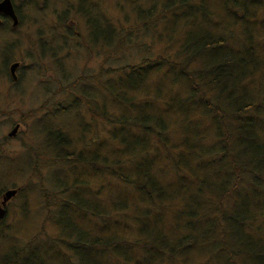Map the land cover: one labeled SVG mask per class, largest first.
I'll use <instances>...</instances> for the list:
<instances>
[{
  "label": "rangeland",
  "instance_id": "374dc122",
  "mask_svg": "<svg viewBox=\"0 0 264 264\" xmlns=\"http://www.w3.org/2000/svg\"><path fill=\"white\" fill-rule=\"evenodd\" d=\"M178 1L180 0H41V6L37 2L20 6L22 16L14 31H9L6 27L0 29L6 39L12 34V39H16L17 32L28 28L36 31L40 25L41 41H44L41 44L44 52L41 54V67H38L40 61L36 67H20L18 71H14L17 79L13 83L6 75L7 67L0 73L1 199L8 188L17 189L12 197L5 200L6 212L0 217V264L17 261L22 251L28 254L30 250L36 257H41L43 252L45 260L42 264H58L57 260L51 259L59 249L55 248L54 240L61 237L57 207L72 195L70 191L61 193L63 188L75 189L80 197L87 198L89 202H97L103 208H113L121 202L117 199L122 200V197V202L126 204L121 209L118 207L115 211H110L109 215L115 218L110 222L105 220L109 225L105 228H101L99 222L91 217L81 219L75 216L74 223L80 227L78 230L111 239L125 236L130 241H141L147 237L143 232L138 233L137 227L146 224V221H142L139 226V214H142L141 210L150 208L149 202L141 203L138 198L133 199L128 194V187L120 184L121 180L117 181L109 176L108 171L103 170V165L116 166L122 172L129 173L140 165L141 160L144 163L150 161L155 153L168 156L170 153L173 156L182 153L187 157V153L191 152L187 151V147L167 149L162 146L155 151L161 144L151 137L144 144L148 154L146 157L144 152L137 151L123 155L122 150H127V147L121 144L120 136H125L122 132L127 131V137L134 139L130 131L135 133L141 130L139 125L132 124L129 130L128 123L124 121L137 114L136 108H140L141 116L149 117L146 123H150L151 128L158 126L151 122L150 117H157L166 123L167 136L171 137V141L175 137L171 145L179 142L178 124L187 116L194 118L192 121L201 127L199 131L204 136L201 138L203 143L214 142L217 130L209 118L199 115L200 109L196 107V103L185 105L186 110H180L177 107L179 98L185 97L190 90L193 91L190 85L193 81L205 92L204 96L215 100L217 82L210 74L202 73L208 68L205 67L208 56H211V60H218V64L224 56L236 59L239 54L244 58L243 61L262 58L264 63V7L257 8L258 17L250 20L247 26L248 32H252V46L246 55L247 46L241 48L245 43H236V38L240 37L236 33L241 34V20L237 16L236 23L227 26L232 20L222 6L224 0H205L204 8L210 11L206 19L198 10L192 16L190 8L183 13V7ZM188 1L191 4L198 0ZM238 1L240 3L243 0ZM246 7L253 9L254 6L249 3ZM202 28L212 32L202 38H209V42H217L223 33L228 35L231 32H234V41L228 42V48L209 47L207 51L195 54V60L193 58L194 61L191 60L190 64H185L186 56L189 52H194L198 45L199 30ZM12 41L8 40L9 43ZM9 49L14 51H11V60H18V64H22L25 56L18 50L24 49V42ZM30 53L31 62L32 57H38V47L31 48ZM147 59L153 62L140 64ZM34 61L37 63L36 58ZM134 66L147 67L144 75L138 72L139 83L137 77L128 80L125 77L127 75H124ZM183 66L185 70L179 73L177 67ZM187 73L193 76L192 80L188 79ZM19 80L21 81L17 83ZM242 80L244 81L237 82L232 94L241 92L245 101L260 104L256 108V119L263 118L264 67L251 69ZM137 83L136 87H132ZM229 88V85H225L224 89ZM127 98L132 101L126 100ZM198 98V92L191 97L195 100ZM220 103L222 105V101ZM15 124L16 129L11 132ZM54 129L59 135L55 133V140H52L50 133ZM144 130L149 132V128ZM59 136L63 138L60 139ZM132 138H129L130 141ZM52 142L58 144L53 148L48 147ZM66 153H70L73 159L56 161ZM92 155L96 156L93 164L96 174L89 164ZM117 160L120 162L114 163ZM167 162L162 157H155L149 167L159 182L165 185L173 180L170 177L173 171L166 167ZM250 170L251 166L248 165L247 171ZM263 172L264 170L261 171ZM118 186H121L120 189H117ZM122 189L127 193L126 197L122 195ZM96 191L94 196L93 192ZM246 191L247 196L251 197L249 187L241 188L234 196L228 193L224 206L230 198L242 199L237 195ZM57 192V196L64 199L55 197ZM179 195H182L181 191H178L177 196ZM208 195L205 192V196ZM183 197L181 206L186 208L187 198ZM137 206L139 209L136 210ZM75 210L80 212L79 208ZM257 215L260 216L261 213ZM149 217L147 225L152 231L158 232L152 238L154 245L162 242L170 244V238L176 239L186 233L185 229L180 230L183 225L175 223L173 218L168 221L164 218L162 222L152 224L157 216L150 214ZM122 221L126 224L122 225ZM202 226L203 223H198L194 230H189L195 239L189 248L185 264H194L205 257L206 244L209 243L205 242V237L201 234ZM3 255L10 256L6 259ZM179 255L183 254L176 255L180 260ZM213 258L216 261L214 254ZM213 258L208 261L210 264L214 263ZM108 259L107 254L106 260Z\"/></svg>",
  "mask_w": 264,
  "mask_h": 264
},
{
  "label": "trees",
  "instance_id": "16d2710c",
  "mask_svg": "<svg viewBox=\"0 0 264 264\" xmlns=\"http://www.w3.org/2000/svg\"><path fill=\"white\" fill-rule=\"evenodd\" d=\"M228 1L224 0L222 3L225 12L231 16L232 20L228 22L227 26L236 23L238 16V19L241 20L239 23L241 34L236 33L240 36L236 38V43H245L241 48L246 45V55H248V49L252 46V32H248L247 26L250 20H255L258 17L256 16V10L258 7L263 8L264 2L261 0H243L240 3L238 0ZM178 3L183 7V13L187 8H190L191 16L198 10L206 19V15L210 13L204 8L205 0H198L191 4L188 0H180ZM249 3L254 6L253 9L246 7ZM199 31L198 45L195 47L194 52H189L186 56L185 64H190L193 58L195 60V54L203 53L209 47L216 49V46H223L228 48V42L234 41L232 40L234 32L228 35L223 33L217 43L216 40L213 42L207 41L209 38L202 39L211 35L212 32L203 30V28ZM210 57L208 56L206 60L207 66L205 67L208 68L202 73L210 74L217 82L218 92L215 100L204 96L205 92L192 81L190 85L193 91L190 90V93L188 92L185 97L179 98L180 101L177 107L184 111L186 110L185 105L196 103V107L200 109L199 115L207 116L210 123L217 130L214 142L212 141L211 144L203 143L201 138L204 136L199 131L201 127L197 122L192 121L194 118L191 119L187 116L185 120L183 119L178 124L180 129L179 142L171 145L175 137L171 141V137L167 136L166 123L157 117H150L151 122L158 126V128L156 126L151 128L150 123H146V119H149V117L141 116L140 108H136L135 112L137 114L134 117L125 118L124 121L128 123L129 130L131 124L139 125L141 130L135 133L130 131L134 137V139L129 137L133 139L131 141L127 137V131L122 132L125 136H120L121 144L127 147V150H122L123 155L126 153L133 154V151H137L139 153L144 152V157H146L148 154L144 144L151 137L161 144L155 148V151L160 149L161 146L167 149H184L187 147V151L191 153H187V157L182 155L181 151V154L177 156H173L172 153L169 154L170 156L155 153L151 156L150 161L144 163L141 160V163H139L141 166H136L129 173L122 172L116 166L103 165V170L108 171L109 176L117 181L121 180L119 183L128 187V194L132 195L133 199L137 200L138 198L141 203L143 201L149 202L150 208H146V211L141 210L142 214H139V216L141 215L139 226L142 221H146V224L137 227L138 233L143 232L147 237L144 240L141 239V241H130L125 239V236H117L115 239H111L108 236H92L78 230L80 227H77L74 223L75 216L81 219L91 217L99 222L101 228H105L109 227L107 222L115 218L109 215L110 211H115L118 207L121 209L126 204L122 202V197V200L117 199L121 202L114 205L113 208H103L97 202H89L87 198L80 197L75 189L63 188L61 193L70 191L72 195L64 199L57 196L59 192L55 194V197L64 200L61 202L63 204L57 207L59 213L57 223L61 224V237L54 240L57 242H55V248L59 247V249L58 252L56 251L55 256L51 257L52 260H57L58 264H185L189 256V248L195 239L193 233L189 230H194L198 223H203L201 234L205 237V242L209 244H206L204 259L198 261L199 263L196 262L197 264H210L208 261L213 258V254L216 261L213 258L214 263L212 264H264V172L261 173L264 170V116L256 119V108L260 104L254 101H245L241 96V92L232 94L236 84L238 85L237 82L244 81L242 79L248 76L251 69L264 67L263 59L243 61L244 58L239 54L236 59L224 56L218 64V60H211ZM147 62L153 61L147 59L140 64ZM145 68L147 67L134 66L129 70L131 72L128 71L124 75L126 74L125 77L131 80L137 77L138 72H142V75H144L146 73ZM177 70L182 73L185 66L177 67ZM134 73L136 74L133 75ZM187 74L188 79L192 80L193 76L190 73ZM138 79L139 83L140 78ZM138 83L132 87H136ZM229 83H232V85ZM225 85H229L230 88L228 90L224 89ZM197 92L200 94V98L197 100L191 99L192 95ZM126 100L132 101L129 98ZM220 101H222V105ZM231 121H233V124H231ZM147 128H149V132L144 130ZM154 129L159 130L155 132ZM54 130L50 133L52 140H55V133L58 134L57 130ZM59 138L63 137L59 136ZM57 144L52 142L47 146L53 148ZM56 148L58 149V147ZM202 152L204 153L202 154ZM199 153L201 155H197ZM155 157L156 159L162 157L168 161L166 167L173 171V174H170V177H173L170 184L160 183L159 179L151 172L149 167ZM65 159L71 160L73 158L70 157V153H66V155H60L56 161ZM95 159L96 156L92 155L89 164L96 174L97 170L93 165ZM119 162L120 160H117L114 163L118 164ZM248 165L251 166L250 171H247ZM120 187L118 186L117 189H120ZM243 187H249L251 197L247 196V190L237 195L242 199L232 200L230 198L224 206V199L227 200L226 195L231 193L234 196ZM178 191H181L182 195L177 196ZM121 192L122 195L127 196L123 189ZM205 192H208L209 195L205 196ZM94 194H97V191L93 192ZM183 195L187 198L186 208H183L180 202L182 198H185ZM76 208H79L80 212L76 211ZM135 209L137 210L139 207L137 206ZM70 212L73 214L71 215ZM259 213H261L260 216L257 215ZM150 214L157 216L152 220V224L157 221L162 222L164 218L167 221L173 218L175 223L183 225L180 230L185 229L186 233L176 239L169 237L172 240L170 244L163 242L158 245L152 244V238L158 232L152 231L153 229L147 225ZM142 215L144 219H142ZM254 221H257V223L255 224ZM122 223V225L126 224L124 221ZM213 240L216 242H211ZM58 241L69 253L60 247ZM178 253L183 254L179 255L180 260L176 256ZM107 254L109 255L108 261L106 260ZM3 256L7 259L10 255ZM43 260H45L43 252H41V257H36L30 250L28 254H24L22 251L18 260H12L9 264H40Z\"/></svg>",
  "mask_w": 264,
  "mask_h": 264
},
{
  "label": "flooded vegetation",
  "instance_id": "af4514ba",
  "mask_svg": "<svg viewBox=\"0 0 264 264\" xmlns=\"http://www.w3.org/2000/svg\"><path fill=\"white\" fill-rule=\"evenodd\" d=\"M13 13L16 17V21H14L13 24V19L11 16L8 14H5L4 12L0 11V29H4L6 27L9 31H14L15 28L18 26L20 23V18H21V7L25 5L26 3L30 2H37L39 6H41V0H9ZM19 7V8H18ZM40 11V10H39ZM41 13V11H40ZM30 17V16H29ZM90 19V16L88 17ZM105 19V18H104ZM86 21V20H85ZM94 21V19H93ZM95 22V21H94ZM107 22V21H106ZM87 23V22H86ZM39 29V31H37ZM36 31H30L29 28L25 31L22 32H17L16 39H12V35H9L7 39L3 37L2 35L4 34L2 31H0V51H5L4 53L0 52V73L4 71V67H7V74L11 83L15 82L17 79V73L14 72L15 70L18 71L20 67H41V54L44 53L41 49V44L44 43V41H41V26H37ZM8 40H13L12 42H8ZM24 42V49L18 50L19 52H22L21 55L25 56V60L22 61V64H18V60H11L14 51L10 50L9 48L15 44H21ZM38 47V57H32V60L30 62V57L31 53L30 50L31 48H37ZM56 47H58V44H56ZM52 50V49H49ZM60 49H58L59 51ZM12 51V52H11ZM17 52V51H15ZM51 53H55L52 52ZM50 53V54H51ZM46 54V53H45ZM56 54V53H55ZM37 59V63H35L34 59ZM24 71L22 70V74ZM4 74V73H3ZM25 77V75H24ZM23 77V78H24ZM21 80H19L17 83H19ZM15 83V84H17ZM10 97V96H9Z\"/></svg>",
  "mask_w": 264,
  "mask_h": 264
},
{
  "label": "water",
  "instance_id": "95a60500",
  "mask_svg": "<svg viewBox=\"0 0 264 264\" xmlns=\"http://www.w3.org/2000/svg\"><path fill=\"white\" fill-rule=\"evenodd\" d=\"M0 11L4 12L5 14H8L9 16H11V18L13 19V24L14 21H16V17L13 13L11 4L9 0H0ZM16 129V124L14 125L13 129L11 132H13V130ZM11 132L9 134H11ZM15 193V189H7L3 196L2 199L0 201V217L3 215L4 213V209H3V205L5 203V200H7L10 196H12Z\"/></svg>",
  "mask_w": 264,
  "mask_h": 264
}]
</instances>
